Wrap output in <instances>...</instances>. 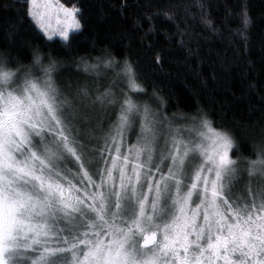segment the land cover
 I'll return each instance as SVG.
<instances>
[{"label": "snow or ice", "instance_id": "obj_1", "mask_svg": "<svg viewBox=\"0 0 264 264\" xmlns=\"http://www.w3.org/2000/svg\"><path fill=\"white\" fill-rule=\"evenodd\" d=\"M17 5L0 47V264H264V134L238 155L236 129L201 108L169 115L158 86L108 46L70 61L89 78L60 83L82 10L9 0L0 11ZM192 7L166 5L135 28L153 34L163 16L187 64L201 55L192 22L213 34L227 26ZM239 15L226 39H247V8ZM21 22L31 39L13 47Z\"/></svg>", "mask_w": 264, "mask_h": 264}, {"label": "trees", "instance_id": "obj_2", "mask_svg": "<svg viewBox=\"0 0 264 264\" xmlns=\"http://www.w3.org/2000/svg\"><path fill=\"white\" fill-rule=\"evenodd\" d=\"M8 2L0 0V3ZM61 2L68 6L75 3L81 9L84 25L79 38V52L60 56L69 61L66 64L74 65L70 61L77 55L85 56L93 44L96 48L108 46L118 58L123 59L126 55L135 61L138 71L148 83L158 86L160 94L167 101L165 110L169 115L194 114L201 108L214 123L236 129L237 135L242 137L238 155L247 156L250 152L249 141L264 134V0H183L193 5V12L199 11L195 7L197 3H203L207 18L217 26H220L222 18H227V26L215 34L198 22H192L193 30L198 34L201 55L187 64L185 52L175 41L165 39V32L174 31L170 21L163 16L154 17L158 31L148 36H144L143 31L134 25V21L143 20L146 13L181 0ZM21 7L17 5L15 9L0 11V47L11 42L6 24L23 15ZM242 8H247L251 20L247 39L239 35L226 39L228 29L239 26ZM17 28L19 39H16L13 47L19 46L22 40L31 39L24 23H19ZM154 52L160 55L159 64L154 59ZM98 54L92 51V55ZM19 55L23 63L30 62V50L21 48ZM104 84V81H100L101 87Z\"/></svg>", "mask_w": 264, "mask_h": 264}, {"label": "rangeland", "instance_id": "obj_3", "mask_svg": "<svg viewBox=\"0 0 264 264\" xmlns=\"http://www.w3.org/2000/svg\"><path fill=\"white\" fill-rule=\"evenodd\" d=\"M86 78L89 77H85L82 74L81 70L77 69L75 65H70V64H65L63 68L60 70L59 76L57 77L58 81L62 84L66 81H71L75 83L76 81H83ZM100 81H104L103 78H101ZM153 104L154 106H156L154 102Z\"/></svg>", "mask_w": 264, "mask_h": 264}]
</instances>
